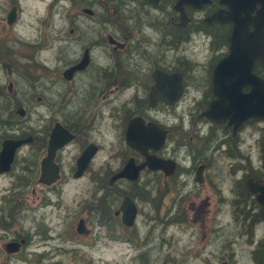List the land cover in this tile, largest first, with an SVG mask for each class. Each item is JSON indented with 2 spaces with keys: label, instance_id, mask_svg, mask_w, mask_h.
I'll list each match as a JSON object with an SVG mask.
<instances>
[{
  "label": "rangeland",
  "instance_id": "obj_1",
  "mask_svg": "<svg viewBox=\"0 0 264 264\" xmlns=\"http://www.w3.org/2000/svg\"><path fill=\"white\" fill-rule=\"evenodd\" d=\"M79 2L80 0H71L70 3L68 0H28L22 19L24 23L18 26V30L27 37H36L40 20H46L50 24L48 37L51 39L54 36L53 29L61 24L63 10L65 9L66 18H71L72 14L74 16L79 12ZM71 4L77 5L72 9ZM164 11L163 8L162 12ZM122 14L119 15L122 22L118 20V23L111 22L106 15L99 27L106 30L111 26L123 25L125 30L137 37L141 31L138 26L140 20L146 19L152 25L163 22L154 17V11L142 6L131 13ZM79 20L81 29L94 27L95 22L84 16ZM95 26L98 27V24ZM142 29L143 36L147 35L152 42L140 37L142 44L139 43L137 50H131L130 56L120 55L115 62L110 58L104 59L98 65H93L90 72L79 76H92L91 80L86 79L87 82L93 81L88 87L84 88L77 83L71 87L73 112L78 111L84 126L79 143L94 137L93 140H98L103 145L86 174L74 178L70 171L71 165L66 164L63 181L58 185L61 189L59 192L58 187L49 190L37 182H30L31 184L21 189L20 180L26 179L23 173L26 172L29 157L25 151V155L20 153L11 172L0 174V213L5 214L3 222L9 227L8 232H5L6 237L0 242H6L15 234L26 235L29 240L22 251L24 258L10 256L0 247V264H217V258L224 256L230 258V264H256L254 250L257 249V242L264 241L263 207L260 209L258 204L252 203V199L240 188V177L241 172L253 171L254 174L262 167L264 121L254 122L244 129L240 133L238 144L231 143L227 155L226 151L218 154V150H215L217 140L221 138L215 129L210 130L212 135L203 143L201 139L190 143L187 137L188 132H192L191 121L186 122V126L182 120V123L177 121L172 134L178 145L180 164L183 155L187 156L189 152L194 158L202 155L211 162L209 180L204 185L193 187L192 184H185L182 179L187 177L183 176L179 178L181 181L172 179V182L167 183V188H161L157 178L148 173L139 183L118 181V185L112 189L99 190V187L105 186L103 178L106 176L107 180L115 169L124 164L120 153H130L119 136L122 117L141 109H134L131 95L122 92L109 98L106 104L104 102L102 106L96 107L94 101L97 87L105 84L104 81L107 83L112 74L113 78L117 75L115 82L124 80L133 85L135 81L143 85L147 81L148 61L161 58L166 53L169 55V50H166L170 48L167 43L169 39L166 38L168 35L163 37L157 31L160 39L156 40L152 31ZM50 43L53 44V51L57 43ZM182 48L178 47V54L182 52ZM139 50L142 52L139 53ZM214 51L215 49L211 53ZM110 53L112 54L111 51ZM94 54L95 59L99 60V54L96 51ZM111 54L107 52L105 55L107 57ZM202 64L197 67L201 68ZM198 70L195 69V74ZM16 71L12 90L18 96L26 94L30 89L26 74H33V69L19 66ZM1 72L3 69H0L1 91L7 93L8 82ZM38 90L40 91V87ZM38 93L42 95L41 92ZM0 99L4 102V93L2 96L0 92ZM28 104L30 110L23 121L24 130L30 131L29 127L35 131L42 125L44 114V111L40 113L36 110H43L45 106L42 103L39 105L35 98L29 100ZM111 110L114 112H110ZM174 114L176 118L178 113ZM185 114V118L192 117L196 114L195 109L192 107ZM237 146L240 156L236 154ZM181 151L184 153L179 155ZM71 152H67L66 158L70 157ZM230 153L238 157H229ZM125 191L135 194L134 199L139 206L137 222L131 229L114 225L107 211L108 205L118 203L119 193ZM8 204L11 205L9 209ZM255 205V211H251L250 207ZM80 217L84 220V234L76 231ZM99 221L104 224H98ZM261 254L262 252L259 257Z\"/></svg>",
  "mask_w": 264,
  "mask_h": 264
},
{
  "label": "flooded vegetation",
  "instance_id": "obj_2",
  "mask_svg": "<svg viewBox=\"0 0 264 264\" xmlns=\"http://www.w3.org/2000/svg\"><path fill=\"white\" fill-rule=\"evenodd\" d=\"M68 1L70 3L71 0ZM27 2L28 0H0V69H3L1 74H4L8 82L7 93L1 91L0 86L2 96L3 93L5 94L4 102L0 101V149L2 141L6 138H31L27 143L22 144L16 149L11 169L6 173L13 170L20 153L25 155V151L30 158H27L28 165L25 168L26 172L23 174L30 179L31 183H40L38 179L41 174V161L48 154V143L52 130L55 124L59 123L62 129L67 131L72 138L54 152L52 161L58 169L57 179L50 184H40L49 190H55L57 189L56 187L59 188L58 185L63 181L62 178L65 173L66 164L71 165L70 171L74 177L77 167V157L91 144L95 146L96 151L90 159L89 166L83 171V175L86 174L93 158L102 150L103 145L100 142L98 143V140H93L94 137L91 140L87 139V141L79 143V137L84 132V126L81 124V117L78 111L74 110L73 112V91H71V87L73 88L76 83L84 86V88L88 87L93 81L87 82L86 79L91 80L92 76L85 78L79 76L90 72L93 65H98L104 59L110 58L115 62L116 58L121 57L120 55L130 56L132 54L131 50H137L139 43L142 44L140 37L152 42L151 39L147 38V35L143 36L142 28L152 31L156 40L160 39L157 31L163 37L168 35L166 38L169 39L167 43L170 44V48H166V50H169V55L166 53L161 58L148 61L146 69L147 81L143 85H139L134 81L133 86L125 83L124 80L118 83L114 81V79H117V75L114 78L113 74L110 75L107 83L104 81L105 84L97 87L96 101L94 102L96 107L98 105L100 107L104 102L106 104L109 98L121 94V92L128 96L131 95L134 109L141 110L131 111L121 119L122 128L120 129L119 136L127 149H130V153L127 155L120 153L121 159L125 163L128 158H132L135 164L146 159L144 154L126 143V123L134 116H139L145 124L147 122L154 123L158 129L155 133V147H148L146 154L153 155L157 159L160 158L164 163L168 164H165L164 169L160 167L153 170L144 167L140 169L134 181L127 178H115L110 183L112 175L119 172L124 166L123 164L110 174L107 179L108 186L105 188L99 187L100 191L116 187L118 181L135 184L148 173L153 174L157 178L161 188H167V183L172 182V179L181 181L179 178L183 176L187 177V179L184 177L182 179L185 180V184H192L193 187L204 185L209 180L208 170L211 162L208 161L207 157L205 158L202 155L194 158L192 153L189 152V155H183L182 164H180V157L177 154L178 145L172 134L173 126L178 123L177 121L180 120L181 122L182 120L184 126H186V122L191 121L190 127L192 132L189 131L187 137V141L190 143L196 142L197 139H201L203 143L205 139L212 135L210 130L212 128L215 129L221 135V138L217 140L215 150H218V154L219 152L226 151V155L231 143L238 144L240 133L244 129L252 126L254 122L264 121V118L251 117L241 121L240 124L234 127L233 123H230L227 118L214 120L208 118L204 113L211 102L217 98L213 92V72L217 63L230 51L228 36L233 26L230 21L210 20L207 17L214 11L227 9L228 4L226 2H222L221 0H80L77 3L79 5V12L75 14L76 16L72 14L71 18H66L65 9L63 10L60 17L61 24L59 23L57 29H53L54 36L51 39L48 37L50 24L46 20H40L39 31L36 37L31 35L27 37L25 33L18 30V26L24 23L22 19L23 14L26 12ZM77 4H71L70 7L73 9ZM141 6L152 12L154 11V17H157L158 21L162 19L163 22L159 21V24L152 25L146 19L140 20L141 25L139 24L138 26H140L141 31L137 37L125 30L123 25L111 26V28H107L106 30L99 27V24L102 23V19L106 15H108L111 22L118 23L121 17L119 16L120 14L131 13V11H135ZM133 7L135 9H131ZM163 8L165 9L164 12H162ZM82 16L95 22L94 27L89 29L83 27L81 29V20L79 19H82ZM119 21L122 22L121 20ZM97 24L98 27L95 26ZM18 34L20 35L18 36ZM51 41L57 43L53 51L51 50L53 46L50 43ZM136 42L138 43L136 44ZM14 44L16 45L15 47L12 46ZM162 44L164 45L165 41ZM178 47H183L180 54H178ZM213 49L215 51L211 53ZM95 51L99 54V60L95 59ZM107 52L111 55H107L106 57L105 54ZM141 52L142 50H139V53ZM84 56L86 57L85 61H83ZM81 63L83 67L73 69L70 72V68ZM198 64H202L201 68L199 67L200 70H198ZM19 66L24 69H33V74H26L30 89L26 94L17 96L13 93L12 86L15 83L13 76L17 73L16 67ZM195 69L198 70L197 74H195ZM251 70L259 78H264V66L258 61L254 62ZM50 73H52V76H50ZM156 74L163 76L167 87L165 91L170 90L172 92L179 86L178 90H180V93L175 100L172 98L173 95L170 92L164 98L157 96L156 92H162V90L155 91L156 95L149 99L150 91L156 84ZM107 75L109 76V73ZM140 75L141 73H139ZM37 86L40 87V91ZM242 91H249V87H243ZM38 92H41L42 95H38ZM34 98L39 105L43 104L45 106L43 110H36L40 113L44 111L43 123L35 131L28 126L30 131H25L23 121L28 110H30L28 101L34 100ZM167 98H170L172 101H169L170 99ZM192 107L195 109L196 114L192 117L186 116L185 118V111H189ZM19 108L24 112L22 116L18 114ZM110 112H114V110ZM175 112L178 113L176 118ZM75 114L76 118L74 119ZM261 142L263 148V139ZM68 151L72 152L70 153V157L66 158ZM239 151V147L237 146L236 154L240 156ZM183 153L181 151L179 155ZM232 155L230 153L228 156ZM263 161L264 158L262 160V167L260 166L257 169V173L254 172L253 174V171L250 173L241 172L240 188L252 199V203L258 204L260 209L261 206L263 207L262 212L264 214V205L257 201L255 194L251 193L246 187L247 179H251L252 181L260 179L264 183ZM166 171L170 173L167 174ZM180 183L184 185L182 182ZM60 190L59 188L57 192ZM120 193L118 203L108 205L109 219H111L114 225L131 229L137 222L139 206L135 202L134 193L126 191L125 193ZM127 195L132 199L134 206H136L135 219L131 225H124L121 218L122 210L120 204ZM255 207L256 205L251 206V211H255ZM79 219L82 218L80 217ZM5 224L6 222L0 221V240L4 239L3 237H6L5 232H8L9 227L5 226ZM98 224L103 225L104 223L99 221ZM10 241L20 243L17 251H7L6 244ZM28 244L29 240L26 235L15 234L9 237L6 242H0V247H3L10 256L24 258L25 256L22 255V251ZM259 244L262 245L257 242V245ZM229 260L228 256L218 257L217 264H222L223 262L230 264Z\"/></svg>",
  "mask_w": 264,
  "mask_h": 264
},
{
  "label": "water",
  "instance_id": "obj_3",
  "mask_svg": "<svg viewBox=\"0 0 264 264\" xmlns=\"http://www.w3.org/2000/svg\"><path fill=\"white\" fill-rule=\"evenodd\" d=\"M221 1L226 2L228 8L214 11L207 18L231 22V25H233L232 31L228 36L230 51L217 63L214 69L212 85L213 92L217 98L211 102L204 113L208 118L214 120L227 118L236 127L241 121L251 117L264 118V78H259L251 70L255 61L264 66V0ZM257 5L258 7H256ZM85 60L86 57L84 56L83 61ZM81 67H83L82 63L74 65L73 68H70V72ZM156 79V84L150 91L149 99L153 98L156 93L157 96L164 98L170 92L175 100L180 93V90H178L179 86L174 89L176 91H165L167 87L163 76L156 74ZM243 87H249V91L243 92ZM157 90H162V92L155 93ZM169 101L172 100L170 99ZM18 114L21 116L24 114L21 108L18 109ZM126 124V143L144 154L146 159L135 164L134 159L128 158L119 172L112 175L110 183L113 179L121 177L134 181L140 169L144 167L153 170L160 167L164 169L165 164H168L164 163L160 158L157 159L153 155L146 154L148 147H155V133L158 129L154 123L147 122L145 124L141 117L134 116ZM71 138L72 136L63 130L59 123L55 124L48 143V154L41 161V174L38 179L40 183L50 184L57 179L58 169L52 161L54 152ZM30 139V137L24 139L6 138L2 141L0 173L10 171L16 149ZM95 151V146L90 144L77 157L75 178L83 174ZM166 173L170 172L166 171ZM246 187L251 193L255 194L256 200L264 205V184L261 180L255 179L252 181L247 179ZM120 207L123 224L131 225L136 213V206H134L132 199L128 195L125 196L121 201ZM76 231L84 233L82 219H79ZM19 246V242L10 241L6 244V249L8 252H15ZM222 264L226 263L223 262Z\"/></svg>",
  "mask_w": 264,
  "mask_h": 264
},
{
  "label": "trees",
  "instance_id": "obj_4",
  "mask_svg": "<svg viewBox=\"0 0 264 264\" xmlns=\"http://www.w3.org/2000/svg\"><path fill=\"white\" fill-rule=\"evenodd\" d=\"M24 175V174H23ZM25 176V175H24ZM109 177V176H108ZM25 178L26 179H24V180H20V185H21V189H24L25 188V186L26 185H28L29 183H30V179L28 178V177H26L25 176ZM28 179H29V181H28ZM105 181H107L106 180V176L103 178V182H104V188L106 187V185H108V184H106L105 183ZM103 184V183H102ZM20 185H19V187H20ZM10 204H8V209L10 208ZM5 211H6V213H7V208H5ZM9 212V211H8ZM5 214L4 213H0V221H3L4 219H5V216H4ZM264 241L263 240H261L259 243H261V244H264L263 243ZM259 250V251H258ZM263 250V251H262ZM262 252V254L260 255V257H259V254ZM254 260H255V262H256V264H264V245H257V249L256 250H254Z\"/></svg>",
  "mask_w": 264,
  "mask_h": 264
},
{
  "label": "bare ground",
  "instance_id": "obj_5",
  "mask_svg": "<svg viewBox=\"0 0 264 264\" xmlns=\"http://www.w3.org/2000/svg\"><path fill=\"white\" fill-rule=\"evenodd\" d=\"M122 178V177H121ZM124 178H126V177H124ZM13 219V218H12Z\"/></svg>",
  "mask_w": 264,
  "mask_h": 264
}]
</instances>
